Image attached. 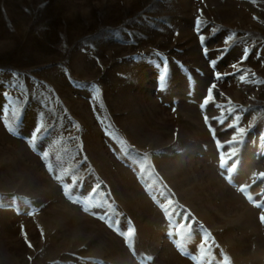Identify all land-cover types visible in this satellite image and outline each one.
Returning a JSON list of instances; mask_svg holds the SVG:
<instances>
[{
    "label": "rangeland",
    "instance_id": "rangeland-1",
    "mask_svg": "<svg viewBox=\"0 0 264 264\" xmlns=\"http://www.w3.org/2000/svg\"><path fill=\"white\" fill-rule=\"evenodd\" d=\"M0 264H264V0H0Z\"/></svg>",
    "mask_w": 264,
    "mask_h": 264
},
{
    "label": "snow or ice",
    "instance_id": "snow-or-ice-1",
    "mask_svg": "<svg viewBox=\"0 0 264 264\" xmlns=\"http://www.w3.org/2000/svg\"><path fill=\"white\" fill-rule=\"evenodd\" d=\"M252 2L255 3L256 0H252ZM201 23H202V21H201L199 18H197V20H196V26H197V30H198V31L200 30V25H201ZM200 39H201V41L203 42L204 39H205V37H204V36H201ZM231 39H232V36L227 37V40H231ZM205 51H206V49H205ZM248 55H249V49L246 47V48L244 49V53H243V56H242V57H243L244 59H247V58H248ZM215 64H216V61H212V62H211V65H212L213 67L215 66ZM233 66H234V65H233ZM166 72H167V68L165 67V74H164V75H161V76L159 77V81H160L159 86H160L161 89H163L164 86H165ZM220 76H221V74H220L219 72H215V73H214V77H215V78H219Z\"/></svg>",
    "mask_w": 264,
    "mask_h": 264
}]
</instances>
